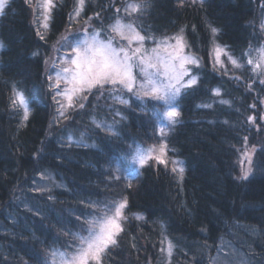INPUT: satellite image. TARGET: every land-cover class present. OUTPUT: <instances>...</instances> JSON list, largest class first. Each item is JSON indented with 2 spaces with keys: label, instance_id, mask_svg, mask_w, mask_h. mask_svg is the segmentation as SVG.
<instances>
[{
  "label": "trees",
  "instance_id": "trees-1",
  "mask_svg": "<svg viewBox=\"0 0 264 264\" xmlns=\"http://www.w3.org/2000/svg\"><path fill=\"white\" fill-rule=\"evenodd\" d=\"M150 3L147 12L134 14L135 24L155 37L183 28L187 51L200 60L192 68L199 82L179 98L180 122L164 138L168 164L149 160L132 188L123 173L119 180L111 179L112 169L135 146L160 145L151 115L160 103L146 99L141 105L131 96L130 105H120L107 94L97 100L99 93L94 92L83 110L52 124L55 109L45 60L76 0L57 1L47 30L33 23L26 0H10L0 16V264H50V251L72 250L73 240L64 233L81 232V221L93 213L91 203L124 196V232L102 264H164L165 238L174 245L168 264H213L215 259L223 264L225 253L218 252L223 244L235 248L245 264H264V153L253 156V174L247 180L237 179L243 137H248V146L264 144L260 97L254 87L236 79L229 63L219 68L212 49L216 41L243 63L246 52L263 40L257 21L264 0H204L202 6L200 0H185L183 6L179 0ZM99 6L102 0L88 2L85 13ZM209 26L220 30L215 37ZM13 85L29 101L31 114L24 127L22 109L11 107ZM215 88L221 89L219 97L212 93ZM206 104L212 107H198ZM93 115L109 124L115 120L119 135L93 129L85 140L96 147L68 146L69 134L78 139L79 132L92 129ZM253 115L259 130L247 122ZM172 160L183 162L182 181L171 171ZM40 172L50 179H42ZM36 186L48 191L35 192ZM137 214L144 219L137 220Z\"/></svg>",
  "mask_w": 264,
  "mask_h": 264
},
{
  "label": "snow or ice",
  "instance_id": "snow-or-ice-1",
  "mask_svg": "<svg viewBox=\"0 0 264 264\" xmlns=\"http://www.w3.org/2000/svg\"><path fill=\"white\" fill-rule=\"evenodd\" d=\"M31 5L32 0H26ZM183 6L185 0H179ZM193 4L196 0H191ZM204 0H200L201 6ZM86 0H76L74 9L75 19L81 15ZM10 4V0H0V16L5 14V9ZM39 9V19L41 27L44 30L49 28L52 9L56 7L55 0H37L35 6ZM151 7L150 0H131L124 8V13L131 18L134 14H143ZM119 14L120 9L115 10ZM99 18V13L95 14ZM92 18L89 17V20ZM102 23V21H99ZM36 23V20L33 21ZM213 37L220 31L218 28L211 27ZM260 28L264 30V21L261 22ZM106 33V34H105ZM184 29L181 28L178 33L172 36L155 37L152 34L145 36L141 29L133 22L124 23L119 15L114 18V23L107 25L105 28H93L91 32L84 29L82 38H75L71 35H63L57 41L59 48L57 51L69 49L63 52V55L52 60V72L48 74L49 69L45 68V80L47 88L53 101L55 116L52 124H59L62 120L68 119L71 111L77 109L83 110L89 95L100 97L107 96L114 104L130 105L128 99L118 93L126 91L130 93L141 105L145 104L146 98L160 103V108L151 112L156 124L159 137L162 143L157 147L152 145L144 148L140 145L131 149L130 153L122 156L112 169L114 175L111 179L119 180L121 173L127 181V187L132 188V181L139 175V170L149 160L155 159L158 163L167 165L168 145L164 138L168 132L180 122V105L179 98L182 93L193 88L199 82V77L193 74L192 68L199 67L200 60L190 54H186L185 49L188 47L184 37ZM37 35L41 40L45 39L40 29H37ZM150 42L155 46L152 48L145 47V43ZM4 45L0 43V48ZM216 64L224 68V61L221 59L225 56L234 68H241L238 60L227 52V46L216 44L213 49ZM39 55L34 52L33 56ZM45 60V65H48ZM247 65L252 66L253 72H260L264 75V46L257 50L255 60L249 56L246 61ZM139 76V81L137 77ZM236 79H239L238 77ZM264 83V81H261ZM251 87V85H249ZM214 96L221 95V89H212ZM11 107L13 109H22L23 116L20 127L26 126L31 114L29 101L23 91L13 85ZM222 104H229L228 100H220ZM198 107L211 108V104L198 105ZM255 108V105H252ZM109 110H114L109 106ZM145 110L144 107L141 108ZM115 116L121 120L126 119L120 111L114 110ZM264 121V116L260 117ZM247 122L259 130L256 124V116L247 117ZM115 120L109 124L104 119H97L96 115L91 117L92 129H86L78 133L79 138L74 139L72 134L67 136V144L71 146L96 147L95 144H88L85 137L93 129H99L110 136L116 137L119 133L115 129ZM227 123V121H225ZM52 126L51 124L49 125ZM244 151L241 152V175L237 177L240 180H247L253 174V156L257 151L264 153V144L248 146V137H243ZM174 151V150H173ZM159 153L155 155V153ZM247 162V167H245ZM171 171L178 175L179 180H183L185 169L183 162L179 160L171 161ZM42 179H50L44 172L39 173ZM33 191L43 193L48 189L36 186ZM49 199L53 197L49 196ZM90 207L93 213L81 221V232H65L73 240L72 252L50 251L49 255L55 258L58 256L60 264H102L103 257L108 254L111 248L118 247V238L124 232L123 222L127 220L124 210L128 207L127 196L119 200L100 203H91ZM31 211V209H29ZM39 215V213H36ZM137 220H143L144 217L136 215ZM78 220L80 218H77ZM86 233V234H81ZM135 248V245H133ZM174 245L168 240L166 248H161V252H166L171 258Z\"/></svg>",
  "mask_w": 264,
  "mask_h": 264
},
{
  "label": "rangeland",
  "instance_id": "rangeland-1",
  "mask_svg": "<svg viewBox=\"0 0 264 264\" xmlns=\"http://www.w3.org/2000/svg\"><path fill=\"white\" fill-rule=\"evenodd\" d=\"M57 1H59V0H55V4L57 3ZM36 2H37V0H32V4L29 5L30 11H31V19H32V21L36 20L35 24H37L41 28V30H44L40 24V19H39L40 10L36 9L34 7ZM88 2L95 4L97 2V0H86V3H85V6L81 12V15L79 17H76L75 19L70 20V17L74 16V10H73L69 16V21H68L67 25L65 26V28L63 29L61 34L56 38V40L51 44L48 56L46 58V60H48L49 63H48V65H45V68L47 67L49 69L48 74H54L52 72V60L54 58L62 56L63 52H65V51L70 52L69 49H63L61 51L56 50L59 48L57 41L60 40L61 36L71 35L75 38H82V32L84 29H87L88 32H91L93 28H96V29L105 28L107 25L114 23V18L117 17V15H119V18H121L124 21V23H129V22L135 23V21H134L135 16L134 15L131 18H129L124 13L125 6L127 5V3L131 2V0H102L103 6L94 7L95 9H91L86 14L85 13L86 12L85 7H86ZM261 4H262L261 5V12L259 14V20L257 21L258 28H260L261 22L264 21V7H263L264 5H263V3H261ZM116 9H120L119 14L116 13V11H115ZM52 11H53V9H52ZM106 11H108V12L111 11L108 15V18H107ZM96 13L100 14L99 18L96 17V15H95ZM89 17H91L92 19L89 20ZM51 18H52V12H51ZM106 18H107V20H106ZM99 21H102V23H100ZM49 23H50V21H49ZM260 31L262 32V37H263L261 44L258 46L252 47L251 49L248 50V52H246L247 53L246 59L243 63L238 61L241 65H243V67H241L239 69L234 68L231 65L230 61L225 56H222L221 59L224 61V65H225L224 68H226V62H227V64L229 63L230 66H232V69L235 71V72H233V75L236 78L238 77L239 81L246 82L248 89H252L253 87L255 88L254 90L256 91V93L260 97V99H259L260 105H261L260 111H261L262 115L264 116V83H261V81H264V75L260 74V72H258V71L253 72L252 66L247 65V63H246L247 58L249 56H251L255 60V58L257 56V50L260 49L262 46H264V30H262L260 28ZM142 34L145 36H148L144 33H142ZM157 38H160V37H157ZM216 44H218V42L213 41V45H212L213 48L212 49H214V46ZM219 45H221V44H219ZM154 46L155 45L150 43V42L146 41V43H145V47H147L149 49L154 47ZM221 46H223V45H221ZM1 49L2 48H0V51H1ZM185 52H186V54L193 55L187 51V48L185 49ZM227 52L230 54V51L228 49H227ZM213 55H214V52H213ZM213 59L215 61L214 57H213ZM218 67L220 68L219 65H218ZM243 74H246V75L242 76ZM243 77H245V79H247V80H245ZM137 80L139 81V76L137 77ZM249 85H251V87H249ZM118 94L123 95V98L128 99V100L132 96L130 93H127L126 91L118 93ZM146 99H150V98H146ZM162 142L163 141L161 140V143ZM157 147H159V145ZM242 151H244V146L241 148V152ZM158 154H159L158 152L155 153V155H158ZM240 160H241V153H240V159H239V166L241 169ZM244 166L247 167V162H245ZM164 240H165L164 248H166V244H167L168 239L165 238ZM222 251L225 253L224 254L225 261H223L224 262L223 264H245V259L242 256H239L237 254L238 252L236 253V249L233 248L232 246H230L228 244H223V245L219 246L218 252H222ZM57 252H63V251H57ZM71 252H72V250L69 251L68 253H71ZM215 252H217V250ZM164 253H165L164 264H168L171 261L172 256H171V258H169L167 256L166 252H164ZM216 254L217 253H215V255ZM221 262H222V260L219 261L218 259H215V261H213V264H220ZM50 264H53V257L50 261ZM55 264H60L58 256L55 258Z\"/></svg>",
  "mask_w": 264,
  "mask_h": 264
}]
</instances>
